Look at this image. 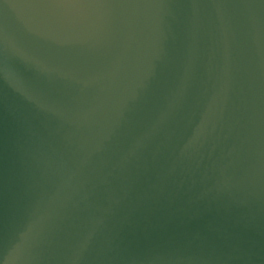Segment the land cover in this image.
Segmentation results:
<instances>
[{
    "label": "water",
    "instance_id": "obj_1",
    "mask_svg": "<svg viewBox=\"0 0 264 264\" xmlns=\"http://www.w3.org/2000/svg\"><path fill=\"white\" fill-rule=\"evenodd\" d=\"M21 248L264 264V0H0V264Z\"/></svg>",
    "mask_w": 264,
    "mask_h": 264
},
{
    "label": "clouds",
    "instance_id": "obj_2",
    "mask_svg": "<svg viewBox=\"0 0 264 264\" xmlns=\"http://www.w3.org/2000/svg\"><path fill=\"white\" fill-rule=\"evenodd\" d=\"M150 77H151L150 68L148 70L137 72L136 78L139 81V83L137 87L132 91H125L122 98L121 115L123 114L124 109H127L130 106H134L140 101L142 94L145 93L150 86ZM162 122L163 120H161V123ZM33 227L35 229V235L39 236L40 232L43 230V217H40V219L34 221ZM25 251H26L25 248L18 249V254L16 257L13 258L12 264H18V262L23 259L25 255Z\"/></svg>",
    "mask_w": 264,
    "mask_h": 264
}]
</instances>
